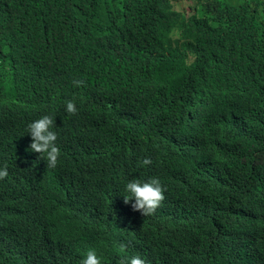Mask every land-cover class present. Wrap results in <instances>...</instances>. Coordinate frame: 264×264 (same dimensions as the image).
<instances>
[{
	"label": "trees",
	"instance_id": "trees-1",
	"mask_svg": "<svg viewBox=\"0 0 264 264\" xmlns=\"http://www.w3.org/2000/svg\"><path fill=\"white\" fill-rule=\"evenodd\" d=\"M141 1L0 0V67H13L15 85L36 88L31 98L15 101L24 107L9 115L11 124L26 132L37 115L53 114L60 125L59 148L80 150L73 159L79 181L123 177L134 145L141 162L149 158L167 176L174 174L173 189L198 206L199 181L187 149L202 147L197 118L203 117L207 131L211 124V138L231 146L241 163L222 166L228 170L221 186L208 195L213 205L220 204L212 217L198 211L187 220L146 223L150 256L183 238V226L194 235L202 264L248 260H225L231 249L264 264V0H186L192 1L186 15L172 0ZM200 82L211 89L197 87ZM219 84L237 93L241 88L247 99L219 93ZM187 97L199 102V112ZM69 100L76 114L67 113ZM144 111L149 118L139 116ZM38 161L9 167L10 176L0 181V201L9 205L10 220L4 198L19 197L17 230L36 250L43 247L42 264H59L57 255L65 264L53 213L58 172ZM94 196L86 194L81 204ZM228 198L236 213L228 212ZM84 207L100 225L95 204L86 201Z\"/></svg>",
	"mask_w": 264,
	"mask_h": 264
},
{
	"label": "clouds",
	"instance_id": "clouds-1",
	"mask_svg": "<svg viewBox=\"0 0 264 264\" xmlns=\"http://www.w3.org/2000/svg\"><path fill=\"white\" fill-rule=\"evenodd\" d=\"M144 1L151 4L159 2V0ZM172 2L179 9L180 4L189 1L172 0ZM182 12L186 15V12ZM8 75L10 78H7ZM13 76V67H0V181L10 176L11 165L25 164L30 158L38 161L37 153H40L41 158L45 160L44 163L38 161L43 167L58 172L59 188L53 213L55 226L61 231L64 239L61 250L64 251L65 264H202L200 249L195 245L194 235L186 233L187 228L182 226L185 232L179 230L183 238H180L175 245L161 255L154 250L152 257L144 235L147 232L146 223L156 226L161 218L169 221L187 220L188 216L197 214L198 211L211 212L210 217H212L220 206V204L213 205L214 201L210 200L208 195L217 193L221 186L228 170V165L221 169L222 166L226 163L236 165L241 163V160L231 146L211 138V124L207 131L205 119L201 116L197 118L199 128L203 130L197 143H204L198 151L191 152L187 149L193 176L199 181V187H195L197 196L201 197L198 199V206L191 203L195 198L188 201L173 189L174 174L167 176V173L159 170L149 158L141 162L134 145L124 161L123 177L118 179L115 176L105 175L106 179L89 177L79 181L73 159L80 155V150L75 145L72 149L68 147V152L67 147L59 148L61 137L56 129L60 125L53 114L37 115L29 122L26 132L19 127L16 128L17 131L13 128L9 115L15 114L14 111L24 107V105H16L15 101L31 98L36 90L33 86L15 85ZM83 83L81 80L74 81L77 86ZM206 85L209 84L200 82L197 87ZM219 85H222L218 90L219 93L236 97L239 101H242V98L247 99L241 88L239 94L227 84ZM214 89L216 90V86ZM188 94L196 97L193 90ZM187 102L191 103L193 110L199 112L200 105L197 100L187 97ZM66 111L69 114L77 113L74 100L67 101ZM139 116L149 118L147 111ZM220 161H222L220 170L215 171ZM86 194L95 195L86 201L95 204L97 218L103 217L100 225H96V219L86 214L84 207L86 201L81 204ZM4 199L10 203L11 219L8 220L9 205L5 201H0V264H5L12 258H18L21 264H42L39 248L43 249V247L37 246L36 250L24 240L26 237L24 232L20 233L17 230L20 219L17 206L21 203L20 198ZM100 202L102 207L99 209ZM226 202L228 212H235L233 210L235 205L231 199L228 198ZM252 213L253 211L249 214ZM215 216L219 215L215 214ZM26 231L29 232L30 228ZM188 237L193 238L189 241ZM56 258L60 264L58 255ZM223 258L227 261L248 259L239 264H258L257 259L251 255L246 258L241 257L239 249L227 251Z\"/></svg>",
	"mask_w": 264,
	"mask_h": 264
},
{
	"label": "rangeland",
	"instance_id": "rangeland-1",
	"mask_svg": "<svg viewBox=\"0 0 264 264\" xmlns=\"http://www.w3.org/2000/svg\"><path fill=\"white\" fill-rule=\"evenodd\" d=\"M191 1L186 2V3H182L178 6L179 9H181L182 11L188 13L190 12V7H191Z\"/></svg>",
	"mask_w": 264,
	"mask_h": 264
}]
</instances>
